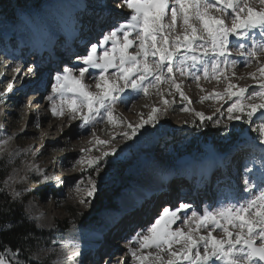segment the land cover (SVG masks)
<instances>
[{"label":"snow or ice","instance_id":"obj_1","mask_svg":"<svg viewBox=\"0 0 264 264\" xmlns=\"http://www.w3.org/2000/svg\"><path fill=\"white\" fill-rule=\"evenodd\" d=\"M113 4L115 9L126 8L127 17L117 20L102 33L98 42L87 45L84 54L76 55L75 64L63 66L55 72L50 84H44L45 90L50 89L43 99L48 102L52 117L78 120L77 135H82L80 130L85 129L93 137L90 143L104 149L99 156L91 155L92 148L81 149L79 155L67 161L68 168L81 165L90 170L86 176L70 181L77 193L86 192L80 204L91 206L94 203L104 190L108 174L104 168L110 167L111 159L117 156L118 150L112 146L116 135L109 140L99 139L93 131L96 125L117 123L114 120L117 103L127 104L133 98L148 96L153 89L163 97L161 85L168 86V95L175 89L181 99L188 100L178 76L190 77L198 86L201 79L217 82L223 79L227 88L217 95L225 103L232 100L226 109V121L248 125L264 145V0H113ZM104 10L111 12L106 5ZM233 57H240L242 61ZM240 63L244 67L256 65V70L248 74L255 84L251 92L248 86L231 82ZM11 71L15 75L5 81L0 106L7 104V96L14 91L17 77L36 76L38 67L28 66L21 72L17 65ZM41 102L29 100L22 104L21 112L34 103L39 107ZM163 104L166 108L169 101L164 99ZM165 108L153 107L146 119L142 118L136 125L125 124L129 131L117 135L133 140L146 126L155 127ZM196 115L200 121L193 123L196 128H203L207 121L211 122L209 126L219 127L224 121L223 114L215 120L203 113ZM33 124L40 128L38 116ZM228 127L225 123V132ZM15 138L7 132L0 138V160L6 167L15 162L21 151L9 147ZM109 148L111 150H107ZM23 151L33 157L41 154L31 147ZM26 167L35 175L37 184L53 182L57 187L64 184L38 164ZM251 171L246 168V172ZM18 172L13 169V174L0 185V192L10 197V201L6 199L0 207V215L4 217L0 220V235L13 232L34 219L27 214V209L19 220L14 219L16 210L12 205L20 200L23 191H17L13 185L28 179L24 175L17 180ZM243 191L247 195L204 211L186 202L164 205L150 224L128 239L124 253L102 264H264V172L258 180L245 179ZM16 240L15 248L0 240V264H33L26 252V246L32 241L31 231L16 232ZM74 240L68 241L71 254H65L55 264H81L78 259L81 252Z\"/></svg>","mask_w":264,"mask_h":264},{"label":"rangeland","instance_id":"obj_2","mask_svg":"<svg viewBox=\"0 0 264 264\" xmlns=\"http://www.w3.org/2000/svg\"><path fill=\"white\" fill-rule=\"evenodd\" d=\"M11 1L13 5L9 11L3 12L0 8V73L3 72L0 78L6 75L8 71L10 76L13 77L15 75L11 69L13 68L12 64L16 56L22 59V62L23 59L24 62H26L24 66H19L21 72H24L30 64H35L34 54L19 56L15 51L16 48L18 50L23 43L28 44V42L35 37L41 42H44V39L49 38L52 34L49 28H46L43 33H40L34 25L29 23L37 16L45 17L48 14L47 11L43 12V8L51 0ZM82 1L76 0L78 7H74L71 3H67L66 17L61 20L64 35L57 38L58 42H63V38L65 37L69 38L67 47L64 49V51L69 52V54L71 50L70 46L73 48L75 46L72 40L70 42V38L72 39L74 37L72 35H75L73 31L77 30V28H73V26L76 27L78 25V30L80 31L81 29L79 26L81 25L79 23L82 24V28H87V23L90 24L93 22L95 15L97 20L103 16L107 18V20H103V22L97 24L91 23V27L89 25L87 30L83 31V38L87 41L77 46V51H79L77 55H80L86 52L89 43L98 42L104 31L117 20H122L129 14L126 8L115 9L113 0L107 1V4L109 3L112 7L110 8V13L113 16H111L108 11L104 10L105 3L101 4V10L99 11L91 9L92 7L100 9V6H98L99 0ZM86 3H90L91 7H85V5H87ZM74 8H78L79 11L82 8L84 9L81 11L84 17L83 19H74L76 13L74 16L70 15L69 11ZM85 11L86 13H83ZM72 12L73 11H71V13ZM89 13H91V15ZM71 19L78 21L77 25H70L68 22H71ZM93 26L99 31L97 37L93 36L91 32ZM61 37L62 39L59 40ZM9 39L14 49L9 48ZM13 41L16 44H14ZM74 50L75 48L73 51ZM64 51L63 49L61 52L57 51V56L62 52L64 53ZM63 53L57 58V66L55 69H51V66L48 65V67L47 64L39 65V74H43V76H45L44 78L47 80L45 84H50L52 82V77L57 69L59 70L63 66L76 63V57H66ZM21 54H23V52ZM262 59H264V57H262ZM255 70V64H253L252 67L237 66L235 68L236 76L231 82L241 87L248 86L249 92H251L253 88H255V84L248 74ZM241 76L245 77V79H238V77ZM26 77L27 76L22 78L19 77L17 82H14V91L8 94L7 104L0 106V113H10V115L7 116L0 114V138H3L5 132L10 135H15L16 138L11 141L9 147L10 149H19L21 151L16 157L15 162L7 165V167L3 160H0V163L8 170L7 179L13 174V169L19 170L17 180H19L20 176H28L27 180L22 183L18 182L13 185V187H15L17 191H23V195L26 198L24 210L27 209V214L34 218L30 222L35 226L40 225V227L36 226V228L52 237L51 241L43 242L39 247L27 251L28 258L31 259L33 263L52 260V264H55L56 261L63 259L64 255L67 254L68 248L71 246L68 243V241L72 240L69 234L77 227L88 228L91 230L93 237L90 243L82 245L83 249L80 251L81 257H79L81 264H102V262L106 261L105 254L108 256L111 254L110 256L112 259H117L126 251L128 239L133 236L135 232L150 224L148 222L150 218L155 214L157 215L164 205L170 204L176 206L179 203L186 202L194 207L196 206V210L204 211L218 206L219 204L234 201L230 199L232 193H235V199L247 195V193L243 191L244 180H258L259 175L264 172V145L259 143V140L256 138V133L252 132L248 125L242 124L241 122L226 121V109L230 106L232 100H227V103H225V100L220 99L217 94H223L225 92L227 83L224 82L223 79L220 82H217L215 79L208 81L201 79L198 86L190 77L181 78L178 76L177 80L182 83V91L188 97V100L181 99L179 93L176 92L175 89H171L172 95H168V86L161 85V89L164 91L163 97L153 89L150 90L148 96L133 98L130 103H117L114 109V120H116L117 123H99L96 125L95 129H93L99 139L109 140L112 135H116V140L112 146L118 151L117 156L111 159V166H106L104 168V171L108 173L104 180V190L99 193L97 199L91 206L82 205L79 203L80 198H71L70 195L76 191L71 186L70 181L81 176H86L90 170L81 165L68 168L66 166L67 161L79 155L81 149L92 148V156H99L104 149L102 146H93L92 144L91 147H89L90 145L86 146L88 142L93 140V137L88 134L85 129L80 130L82 135H77L76 129L79 124L78 120L68 121L67 117L62 119L52 117L50 111H48V102L43 99L50 89L45 90L44 84H39L40 81H38V78L36 79L38 83H36L32 81V76L28 80H26ZM11 79L12 78H7L6 81ZM27 81H31V83H27ZM23 82L29 84V87L32 89L31 93L25 97H23L24 87H21V83ZM85 82H89L87 73L85 75ZM201 88H203L204 91H201ZM29 90L28 88V91ZM3 91L5 90H0V92ZM37 93L39 94L37 95ZM206 96L210 98L203 99ZM139 99L143 101L136 107V102ZM164 99L169 101L166 108L163 104ZM29 100L33 102L36 100L42 101L39 107H35L34 104L32 108H36V110L40 112L38 115L40 121L39 129L34 126V119L28 116V109H25L23 113L21 112L22 104L27 103ZM153 107L165 108V111L159 114V123L155 127L149 125V127H151V132L148 139L153 138L155 143L149 142L145 145L144 140L140 139V135L145 129H142L131 141L122 139L117 135L120 132L129 131V129L124 126L125 124L131 123L136 125L142 118L146 119L150 115ZM183 108H188L189 110L181 111ZM217 108L220 109L219 112L215 111ZM197 112L203 113L205 116H212L213 120L223 114L224 121H222L219 127L210 126L213 131L217 132L222 137V146L213 147L209 143H205L201 140L197 141L193 133V123L200 122L199 117L196 115ZM46 115H48V120L43 125L42 119L40 118ZM131 117L137 118L138 121H132ZM121 120L124 122L123 124L120 123ZM225 123L229 125L226 132L224 129ZM51 124L55 126V129L51 132L52 134L50 137L46 138L44 136L48 133L47 127ZM205 124L211 125V122L207 121ZM64 125L66 129L63 127ZM21 129H24V131L21 132ZM37 130L41 132L35 133ZM62 130L64 134L68 131L72 134L64 136ZM159 133L162 134L158 135ZM41 137L43 138L41 139ZM67 137H70V139H66ZM41 145H43V147H41ZM258 145H260V149L255 152L254 149H256ZM29 147L33 150L38 149L42 155L33 157L31 153L23 151ZM98 148L100 150H97ZM121 149H123V151H120ZM107 150H111V148ZM253 152H255L256 157L251 156V154H254ZM203 157L206 158L205 161H207V165H204L205 171H209L208 162L211 160L219 159V162L215 168V173H211L213 177L209 183L207 184V182L203 180L199 185L198 192L200 195L198 199H195V197H190L188 199H186V197L184 198L176 187L177 202H175L176 198L174 197H171V200L164 201L162 198L165 192L160 185L162 176L165 175L167 178L174 181L171 185L172 188H174L175 183L181 179L180 167L189 161L193 162L204 159ZM33 163L45 169L48 174L58 176L60 181L64 182L63 186H54L53 182L37 184L35 175L28 172L26 167L27 164ZM246 168H251L252 171L246 172ZM219 173H222L223 176V180H220V185L218 182L215 183L216 176H218ZM150 180L154 181V183H151L150 188H148ZM157 183H159V185H157ZM152 188L156 190V195L158 189H160L159 195H161L162 199L160 204L152 203V197L145 202L144 200H146V198H144V203L132 209L127 216V212L119 215L126 209V206H130L129 198H125L126 196L130 197L132 200L137 197L141 191H144L145 194H149V190ZM172 192L174 191H166V194H171ZM81 193L86 195V192ZM68 196L70 199H67ZM134 201L136 200H132L131 202ZM35 208L40 212H45L46 215L41 216L36 214ZM93 218L97 220L95 221ZM133 218H137V221L132 222ZM137 222H141V224H137ZM134 223L137 225L134 226ZM49 225L52 227H49ZM130 228H132L131 231H128ZM118 231H121L122 234L117 235L116 232ZM103 235L109 238L108 244L111 246L108 250L99 254L98 252L103 246ZM214 235H216V233H214ZM36 257H39V259H36ZM107 260H109L108 257Z\"/></svg>","mask_w":264,"mask_h":264},{"label":"bare ground","instance_id":"obj_3","mask_svg":"<svg viewBox=\"0 0 264 264\" xmlns=\"http://www.w3.org/2000/svg\"><path fill=\"white\" fill-rule=\"evenodd\" d=\"M82 1V0H81ZM107 1H111V0H99V4H98V6H100V9L99 8H95V7H92L91 9H93V10H97V11H99V10H101V4H103V3H105L106 5H107V7L110 9V8H112L111 6H110V4L108 3L107 4ZM67 3H71L74 7H78V5H77V3H76V0H51L48 4H46L45 6H44V8H43V12L44 11H47V15L45 16V17H42V16H37V17H35L34 18V20H32L31 22H29L31 25H34L35 27H36V29L40 32V33H43L44 31H45V29L46 28H49L50 29V32H52V34L49 36V38H46V39H44V42H41L37 37H35V38H33V39H35V41L36 40H38V42L39 43H41V45L40 46H37V45H32V46H28V44H27V46L26 47H24L23 49L24 50H26V51H29L30 49H33L34 51H36V53H38L41 57H42V59H46V58H52L53 60H54V62H55V65H53V67H51V69H55L56 67L55 66H57V56H56V58H55V55L57 54L56 53V51H57V48L59 47V46H61V44L58 42L57 43V45L56 46H52L51 48L50 47H48L49 45H51V43H50V41L52 42L53 40H55L57 37L59 38V36H61V35H64V33H63V30H62V25H61V20L62 19H64L65 17H66V14H67V10H66V4ZM82 3H83V1H82ZM87 5H85V7H91V5H90V3H86ZM98 6H96V7H98ZM84 9L82 8L80 11H77L76 12V14H75V16H74V19H79V20H81V19H83L84 17H83V14L81 13V11H83ZM83 13H86V11L85 12H83ZM110 13V12H109ZM90 15H91V13H89ZM70 15H72V14H70ZM110 15L111 16H113L111 13H110ZM105 19H103V18H100L99 20H97V18H96V16H94V18H93V23L94 24H96V22H100V21H103V20H106V17L105 16H103ZM92 18V17H91ZM87 21H89V20H87ZM77 22L78 21H74L73 19H71V22L69 21L68 23L70 24V25H77ZM84 22H86V21H84ZM80 25H81V30L79 31L78 29L77 30H75V31H73V33H75L76 31H79V33H78V36L76 37L75 35H72V36H74L72 39L70 38V42H71V40L73 41V44L75 45L74 46V48H75V50L73 51V47L72 46H70V54H69V52H67V51H64L65 52V55H66V57L67 56H70V57H76V55L79 53V51H77V46L79 45V44H82V43H84L85 41H87V40H85L84 38H83V31H85V30H87V28H82V24L81 23H79ZM89 23H87V25H88ZM72 26H71V28H72ZM73 28H78V25L76 26V27H74L73 26ZM93 29H95V27L93 26ZM73 30V29H72ZM93 33H95V35H96V37L98 36V34H99V31L98 30H96L95 29V31L93 32ZM37 38V39H36ZM82 38H83V40H82ZM62 39V37L59 39V40H61ZM63 39H66V40H64V42H62V44H64L63 45V50L65 49V47H67V41H69V38L68 37H65V38H63ZM14 42V41H13ZM20 43V42H19ZM44 43H47L45 46H44ZM14 44H16L15 42H14ZM59 44V45H58ZM42 47V48H41ZM61 48V47H60ZM23 53H24V51H22ZM21 52V53H22ZM78 52V53H77ZM20 53V54H21ZM63 53V52H62ZM62 53H60V55L62 54ZM59 54V53H58ZM25 55V54H24ZM10 56V55H9ZM36 57V56H35ZM34 57V58H35ZM9 58H11V57H9ZM58 58H59V56H58ZM233 58H235V59H238V60H241L242 61V58H239V57H233ZM24 60V59H23ZM35 60V59H34ZM68 61V60H67ZM24 62V61H23ZM22 64V59H20V58H18V56H16L15 58H14V62H13V64H12V67H15V66H17V65H21ZM52 64V63H51ZM61 65V64H60ZM50 66H52V65H50ZM237 66H243V63H240V64H238ZM49 67V66H48ZM244 67V66H243ZM60 68V67H59ZM241 68V67H240ZM50 69V70H51ZM58 70V69H57ZM56 70V71H57ZM55 71V72H56ZM54 72V71H53ZM9 71L8 72H6V75H4L3 77H1L0 78V90H5V88H6V83H5V81H6V79L7 78H12V76H10L9 74ZM0 74H3V72H1ZM55 74V73H54ZM50 76H51V74H50ZM31 77V74H29L27 77H26V80H28L29 78ZM33 77V76H32ZM47 77V76H46ZM18 78L19 77H17V80H18ZM33 79H34V77H33ZM37 78H35V80H36ZM31 80H32V78H31ZM39 80V79H38ZM41 80V79H40ZM188 80H190V79H188ZM46 81L47 80H45V81H43V84H45L46 83ZM39 84H41V83H39ZM28 88L30 89L29 91H28ZM31 91H32V89H31V87H29V84H25V87H24V96L23 97H25V96H27V95H29L30 93H31ZM35 91V90H34ZM35 92H37V91H35ZM39 93H37V95H38ZM35 95H36V93H35ZM141 101H143V100H141V99H139V100H137V102H136V107L138 106V105H140V103H141ZM143 103V102H142ZM35 104V103H34ZM33 104V105H34ZM155 104V103H154ZM152 106H154V105H152ZM36 107V106H35ZM33 107H31V108H29L28 109V116L30 117V118H32V119H35L38 115H39V113L40 112H38L37 110H36V108H34V109H32ZM39 117V116H38ZM40 119H42V124L44 125L45 124V122L48 120V115H46V116H44V117H42V118H40ZM131 119H132V121H134V120H136V121H138L137 120V118H133V117H131ZM140 120V119H139ZM65 129H66V126L64 125L63 126ZM48 133L44 136V135H42V136H44V137H46V138H49L50 137V135L52 134L51 132L55 129V126H52V124L51 125H48ZM145 130L141 133V135H140V139H143L144 140V143H145V145L147 144V143H149V142H151V143H155L154 142V139L152 138V139H148V136H149V134H150V132H151V127H149V126H146L145 128H144ZM41 131H35V133H40ZM62 133H63V130H62ZM64 134V133H63ZM72 133L71 132H66L65 134H64V136H69V135H71ZM160 134H162V133H159L158 135H160ZM92 141V140H91ZM10 144H11V141H10ZM10 144H9V146H10ZM90 145V146H89ZM86 146H89V147H91L92 145H91V143L90 142H88L87 144H86ZM260 149V145H258L257 146V148L256 149H254V151L256 152V151H258ZM255 152H253L254 154H251V156L252 157H256V155H255ZM39 155H42V153L41 154H39ZM204 158V157H203ZM195 159V158H194ZM194 159H192V160H194ZM205 159L206 158H204V159H200L199 161L197 160V161H193V162H188V163H186L185 165H183V166H181L180 167V173L181 174H185V175H188V177H183V178H181L185 183H187V181L190 179V175H191V173H194V172H197L198 174L196 175V177H195V174H194V179H198V186L201 184V182L203 181V179L204 178H208L207 180H206V182L208 181V180H211L212 179V177L213 176H211V173H215L214 171H215V168L217 167V163L219 162V159H216V160H211L210 162H208V169H209V171H205V169H204V165H207V161H205ZM191 160V161H192ZM208 160H210V159H208ZM110 170H111V168H110ZM181 174H180V176H181ZM224 175V174H223ZM151 178H154V177H151ZM178 178H179V175H178ZM181 179H179L178 180V182H183ZM220 180H223V176H221L220 177ZM172 180H170L169 178H167L165 175H163L162 176V178H161V180H160V185L162 186V189H164V190H166V191H174V192H172L171 194H166V196L164 197V198H162L164 201L165 200H171L173 197L174 198H176V187H174V188H172L171 187V189H170V186L172 185V183H174V181H172ZM223 182V181H222ZM151 183H154V181H149V183H148V185H149V187L148 188H150V184ZM219 185L221 184V182L220 183H218ZM157 185H159V183H157ZM175 186V185H174ZM177 186V185H176ZM150 192H149V194H150V197H149V194H145V192L144 191H141L140 192V194L137 196V197H135V198H133L132 200H136V201H134V202H131L132 200H131V198L130 197H125V198H129L128 200L130 201V206H126V209L125 210H123L119 215H121V214H123V213H125V212H127V214H126V216L128 215V213L132 210V209H134L136 206H139V205H141V204H143L145 201H147L149 198H151L153 201H152V203H156V204H160V201L162 200L161 199V195H159V193H160V189H158V193H157V195H156V190H154L153 188L151 189V190H149ZM188 190H187V188L185 187V190L181 193V195H183V196H187L188 198H190L191 196H192V194L191 193H189V192H187ZM165 192V191H164ZM194 191L192 190V193H193ZM230 193H232V192H230ZM233 194V193H232ZM230 195V199L231 200H235V193L233 194V195ZM71 196V198L72 199H76V198H82V197H86V195H84V193H77V192H75V193H73V194H71L70 195ZM154 196V197H153ZM158 196H160V197H158ZM172 197V198H171ZM125 198H124V200H125ZM144 198H146V200H144ZM67 199H70L69 198V196H68V198ZM143 200H144V202H143ZM175 202H177V198H176V200H175ZM175 204V203H174ZM170 205V204H169ZM173 206V205H172ZM193 208L195 209L196 208V206L194 207L193 206ZM35 212H36V214H39V215H41V216H45L46 215V213L45 212H40L39 210H37L36 208H35ZM156 215V214H155ZM154 215V216H155ZM118 216V215H117ZM153 216V217H154ZM153 217L152 218H150V220L148 221L149 223H151L150 221H152V219H153ZM117 218V217H116ZM92 219V218H91ZM95 221L97 220L96 218H93ZM44 221V220H43ZM137 221V218H133V221L132 222H136ZM132 222H130V223H132ZM141 224V222H137V224ZM136 223H134V226L135 225H137ZM40 227V226H39ZM131 229L132 228H130L128 231H131ZM127 231V232H128ZM116 234L117 235H121L122 234V232L121 231H118V232H116ZM69 237L71 238V239H73V238H75V240H74V242L76 243V244H78V246H79V250L80 251H82V249H83V247H82V245L83 244H86V243H90L91 241H92V232H91V230H89L88 228L86 229V228H81V227H77L74 231H71L70 232V234H69ZM111 238V237H110ZM108 237L106 236V235H103V246L101 247V249L99 250V254L101 253V252H104L105 250H108L109 248H110V246L111 245H109L108 244ZM67 254L68 255H70L71 254V246L68 248V250H67ZM106 256H105V258H106V261H107V257H108V255L107 254H105ZM111 257V256H110ZM110 257H108V258H110ZM79 259V258H78ZM113 260H116V258H113Z\"/></svg>","mask_w":264,"mask_h":264},{"label":"trees","instance_id":"obj_4","mask_svg":"<svg viewBox=\"0 0 264 264\" xmlns=\"http://www.w3.org/2000/svg\"><path fill=\"white\" fill-rule=\"evenodd\" d=\"M13 2L11 0H0V8L1 11L7 12L11 9ZM194 136L198 140H201L205 143H209L211 146H222V137L217 132L213 131L209 125H206L203 128L194 127ZM219 142V143H218ZM8 170L0 163V185L3 184L5 180H7ZM9 200L10 197L7 196L6 193L0 192V207H3L5 201ZM22 202V203H21ZM26 203V198L23 195L19 201L15 202L12 206L15 208L14 219L19 220L22 215L25 214L24 205ZM4 219L2 215H0V220ZM25 230H30L32 233V241L30 245L26 246V252L33 248L39 247L43 242L51 241L52 237L42 231H39L36 226L31 222H25L23 227L15 229L13 232H5L0 235V240H3L5 243L10 244L13 248L17 246L16 240V232H23ZM33 264H52V260L41 261Z\"/></svg>","mask_w":264,"mask_h":264}]
</instances>
